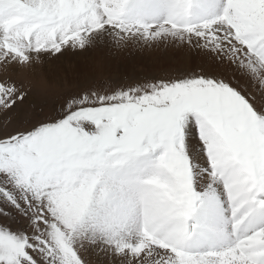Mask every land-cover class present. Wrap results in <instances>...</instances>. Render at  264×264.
I'll list each match as a JSON object with an SVG mask.
<instances>
[{
  "label": "snow or ice",
  "instance_id": "obj_1",
  "mask_svg": "<svg viewBox=\"0 0 264 264\" xmlns=\"http://www.w3.org/2000/svg\"><path fill=\"white\" fill-rule=\"evenodd\" d=\"M98 47L194 66L37 102ZM0 264H264V0H0Z\"/></svg>",
  "mask_w": 264,
  "mask_h": 264
},
{
  "label": "rangeland",
  "instance_id": "obj_2",
  "mask_svg": "<svg viewBox=\"0 0 264 264\" xmlns=\"http://www.w3.org/2000/svg\"><path fill=\"white\" fill-rule=\"evenodd\" d=\"M165 57H168L165 48L112 55L98 47L77 60L49 62L34 73L36 100L47 99L48 103H54L59 95L83 86L99 85L104 81L127 85L145 79H162L194 66V62L190 64L179 55H173L168 61L163 59Z\"/></svg>",
  "mask_w": 264,
  "mask_h": 264
},
{
  "label": "bare ground",
  "instance_id": "obj_3",
  "mask_svg": "<svg viewBox=\"0 0 264 264\" xmlns=\"http://www.w3.org/2000/svg\"><path fill=\"white\" fill-rule=\"evenodd\" d=\"M159 48H165V47H159ZM159 48H154V49H156L157 51H159ZM165 49L167 50V56L168 57L163 58L164 60H167L168 61V59L169 58L171 59V57L173 55H179L181 57H184L186 60H188V63H190V64H193V62H194L193 59L190 56H188V55H186L184 53L178 52L175 49H170V48H165Z\"/></svg>",
  "mask_w": 264,
  "mask_h": 264
}]
</instances>
